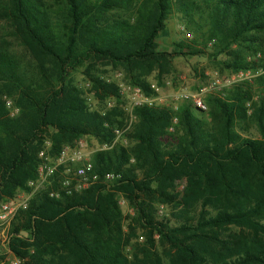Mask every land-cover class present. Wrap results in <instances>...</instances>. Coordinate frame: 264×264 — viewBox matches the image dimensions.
Returning <instances> with one entry per match:
<instances>
[{"label": "trees", "instance_id": "obj_1", "mask_svg": "<svg viewBox=\"0 0 264 264\" xmlns=\"http://www.w3.org/2000/svg\"><path fill=\"white\" fill-rule=\"evenodd\" d=\"M172 13L193 33L192 44L210 43L232 57L228 69H264L263 59L246 62L241 54L262 50L264 0H6L0 5V20L11 24L36 61L30 74L0 46V199L27 190L46 139L50 156L82 136L99 144L114 140V130L123 127L119 109L90 111L70 72L95 62L130 75L169 66L174 53L159 51L156 40L166 34ZM92 81L98 98L112 97L118 104L116 85ZM132 83L150 96L140 76ZM6 98L17 109L13 116ZM206 101L205 112L190 102L176 110L134 107L135 120L123 133L128 144L92 156L96 173L119 175L118 181L52 199L48 191L59 187L56 180L12 221L8 250L23 264H264V73ZM180 180L185 188L177 197ZM118 195L135 212L126 234ZM160 205L174 209L171 219L157 218ZM136 227L144 243L132 246Z\"/></svg>", "mask_w": 264, "mask_h": 264}, {"label": "rangeland", "instance_id": "obj_2", "mask_svg": "<svg viewBox=\"0 0 264 264\" xmlns=\"http://www.w3.org/2000/svg\"><path fill=\"white\" fill-rule=\"evenodd\" d=\"M5 2L6 0H0V5L4 4ZM61 17L62 16L58 17V19H61ZM181 27L186 29V26L184 22H182L180 16L177 13H172L166 21V34L160 35L156 40L159 51L171 54L174 53V55H172L170 58V65L164 66L161 70L155 69L150 71H137L133 75H130L122 67H113L104 62H95L85 63L83 66L71 71L69 80L81 91L82 98L84 99L87 108L90 111L105 113L117 107L121 113L117 119L118 121H123L124 127V125H126L128 122L129 114L132 111L134 105L143 100L141 97L134 94L132 90H128V88L133 89L139 87L132 83L136 76H140L141 79L148 85L154 84L160 88V95L163 99V102L159 104L155 103V105L160 106H177L178 108L182 103L188 101L174 99L175 97L185 93L198 95L207 106V97L216 94L219 95L217 90H209V85L216 79L219 81L220 85H222L220 86L221 89H225V91L229 90L230 88L225 86L227 85V80L231 74L238 72L228 69L225 65L226 62L232 61V57L228 56L226 53H220L219 50L217 48H213L210 43L203 45L202 42L197 41V44H192L191 42L193 40V33L189 31L192 34V39L187 40L180 31ZM179 45H184L182 46L183 49L179 47ZM0 46L13 54L30 74L34 72L36 61L21 45L18 37H16L14 34L11 24L2 20H0ZM231 49L232 51L237 50L235 45H232ZM263 53L264 42L261 51L251 53L245 49L241 50V54H243L246 62L257 61V55L260 54L262 57ZM40 61L49 67L46 58H40ZM249 71L251 75H255L257 73V70ZM132 76L134 78H132ZM95 78L108 83H113L119 88L120 99L118 104L112 97L98 98L96 96L92 81ZM142 93L144 96H146L143 90ZM151 95H153L152 92H150V96ZM124 134L119 137H115L110 144H99L92 136H82L76 139L73 144L69 146H78L87 152L95 154L102 150L108 149V147L113 143L126 146L128 144V140ZM49 145L50 143L46 139L44 142V147L40 151H46V149L48 151ZM184 188L185 182L181 180L177 181L175 183V195L177 197H181L183 195ZM29 192L30 190L28 187L25 191H17L10 199H0V205L16 197L23 198ZM124 199L125 198L122 195H118L117 197L118 206L123 217V231L126 234L128 233L127 227L131 224V218L134 216L135 212ZM172 212H174V209L171 206L160 205L156 207L158 219L162 217L171 219L170 214ZM170 223L174 224V220H171ZM10 227L11 224L7 227H0V256L2 257L0 264H18V261H20L22 264L20 259L12 255L7 250ZM20 235L22 237H28L26 233H21ZM143 243V232L139 227H136L132 236L131 245H142ZM130 252L131 251L129 250V253ZM164 262H166V260Z\"/></svg>", "mask_w": 264, "mask_h": 264}, {"label": "built area", "instance_id": "obj_3", "mask_svg": "<svg viewBox=\"0 0 264 264\" xmlns=\"http://www.w3.org/2000/svg\"><path fill=\"white\" fill-rule=\"evenodd\" d=\"M180 31L187 40L192 39V34L184 27H181ZM259 59L264 60V53L262 57L260 54L257 55V61ZM263 73V68L258 69L255 75H251L249 70H240L238 72H234L230 75L229 79L227 80V85L225 86L231 88L233 84L249 82L254 77ZM220 86L222 85H220L219 81L216 79L209 85V90H217V92H219V95L224 96L226 91L225 89H221ZM149 88L150 92L153 93V95L151 96H144L141 88L139 87L133 89L128 88V90H132L134 94L143 99L141 100V102L143 101L142 103L139 101V103L135 104L134 107L141 104L152 105L155 103L159 104L163 102V99L160 95V88L154 84L149 85ZM180 99L182 101L190 102L198 110H201L203 112L207 111L205 102L196 94H181L178 97H175L174 100ZM5 105L10 111L11 116L17 113V109L13 107L10 100L6 99ZM134 107L129 114L128 122L126 123V125L122 129L116 128L114 130L115 137L121 136L131 127V124L135 120V116H133ZM172 109L176 110L177 106L172 107ZM114 144L115 143L110 145L108 148H110ZM93 154L94 153L87 152L78 146H65L61 148V150L55 156H50L47 149L46 151H40L37 155L38 165L36 168V177L35 179L27 182V187L29 188L30 192L23 198L16 197L0 205V227L9 226L20 211L27 209L29 201L35 194L51 188L56 180L59 187L57 189L51 188L48 191V196L52 199H58L61 194L72 195L81 193L82 191L98 183L103 184L107 188H109L114 181H118V179L120 178L119 175L106 173L101 177L94 171L92 162ZM18 264H21V262L18 261Z\"/></svg>", "mask_w": 264, "mask_h": 264}]
</instances>
